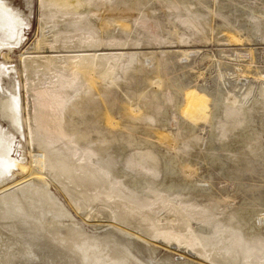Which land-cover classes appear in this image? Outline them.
Here are the masks:
<instances>
[{"label": "bare ground", "instance_id": "obj_1", "mask_svg": "<svg viewBox=\"0 0 264 264\" xmlns=\"http://www.w3.org/2000/svg\"><path fill=\"white\" fill-rule=\"evenodd\" d=\"M101 1L105 14L102 9L95 12L98 19L107 22L101 28L119 21L122 32H129L140 22L145 31L153 21L149 20L152 11L148 0L124 2L122 12L117 10L115 0ZM160 1L177 11L174 19H180V25L189 24L190 31L200 28L198 20L186 19L187 15L181 13L191 0ZM41 4L45 16L41 26L49 23L48 30L41 32L32 49L44 55L22 57L30 121V172L8 183L14 167L24 170L26 165L24 157H11L13 134L0 125V264H264V198L259 191L264 186V173L255 171L256 165L264 167V96L245 104L232 92H224L225 113L216 119L214 109L209 108L210 97L192 91L187 93V104L179 114L174 94L180 86L176 75H169L168 70L175 60H185L187 54L181 58L178 51H169L174 57L168 52H152L149 56L137 51H98L101 46L111 49L132 45L131 39L113 38L103 43L95 39L98 35L93 38L84 34L82 24L70 27L73 17L59 19L58 14H82L86 7L98 10L97 0H41ZM192 7L193 3L188 9L193 12ZM24 25L19 12L0 0V52H10L19 45ZM158 26L152 25L154 40L149 44L167 42L155 34ZM179 29L181 26L174 25L175 34ZM228 32L231 43L240 41V30ZM80 34L81 43L69 42L71 36ZM63 36L68 40L65 44L61 42ZM64 50L83 52L68 57L59 53ZM121 93L123 97L118 100ZM18 101L14 92L1 97L0 116L20 132L24 117ZM169 109L173 122L167 118ZM116 114L120 118L116 119ZM140 118H145L148 126L162 124L164 129H156L159 138L173 148L184 133H193L199 122L215 123L217 136L213 139L221 144L231 164L224 179L231 182L232 190L221 191L220 196L210 190L203 200L195 197L197 184L191 175H201L193 169L190 156L201 154L206 145L196 142L198 135L193 150L186 152L182 141L175 154L163 155L162 164L149 138L140 136L135 128L129 131V122ZM168 125L175 126V132L165 129ZM117 126L120 134L104 137L106 131L110 133ZM119 151L126 154L121 163L124 167L117 170L110 161L112 153L117 155ZM219 162L211 156L209 164ZM162 165L174 174L181 168L186 176H156ZM246 173L249 179L243 183ZM48 179L60 184L84 215L93 213L103 230L95 235L76 223L69 228L65 211L48 188ZM137 179L146 182V190L136 187ZM179 182L191 183L193 190L187 192L196 202L179 197L167 212L162 211L166 204L161 192L174 190ZM98 205H105L106 212ZM154 243L168 247L164 262L157 260L149 248ZM175 253L185 261H171L169 255Z\"/></svg>", "mask_w": 264, "mask_h": 264}, {"label": "rangeland", "instance_id": "obj_2", "mask_svg": "<svg viewBox=\"0 0 264 264\" xmlns=\"http://www.w3.org/2000/svg\"><path fill=\"white\" fill-rule=\"evenodd\" d=\"M9 7L18 11L20 16L25 21V25L22 30L21 40L19 45L13 48L10 52L3 50L0 52V99L1 97H7L8 93H13L18 96V105L20 110V115L23 113L24 121L20 123L22 130L17 132L14 130L10 122L6 119H2L0 116L1 128L5 131H10L13 134L14 141L12 143L11 157L15 159H20L24 157V164L26 168L19 170L17 166L14 167L12 175L8 182L16 180L27 175L30 172L29 162L30 157V121L28 115V105H27V92H26V78L24 77V65L22 59L24 57H30L35 55H44L43 51L35 52L32 48L38 42L41 32L48 30V27L44 24L42 28L41 23L42 18L45 16L42 13L41 0H3ZM129 0H115L116 8L120 12L123 11L124 2ZM178 1V0H176ZM102 1L97 0L99 4L98 10L91 7H86L85 12L82 14H74L73 11L70 13H58L61 15L59 19L64 17H73L69 26L77 28L78 25H84V34L90 35L95 39L102 40L103 43H109L113 38H129L132 45L123 47H103L101 50L104 52H144L146 55H151L152 52H168L169 57H174L175 55L169 51H178L182 53L181 58H184V54H187V58L183 61L175 60L168 70V74H175L177 80V85L180 88L177 93L174 94L176 102L179 104V114L182 113V109L187 104V93L195 91L199 94H207L210 97L208 102L209 108L214 109L216 119L221 118L225 113V106L223 100L227 98V94L222 96L224 92H232L234 96H238L242 103H247L254 98H258L260 95L264 96V0H199L198 3H194V0L189 1L184 5L185 8L182 9V15L186 14V19H193L199 22V27L197 30L190 31V25H180V19H174L176 10L166 8L160 0H148L149 8L152 11V15L149 20L153 21L145 28V31L140 28V22H137L131 31H123L122 26L119 21L116 23H110L108 26L101 28V24L107 23L105 20L98 19L95 12L99 9L103 10V15L105 14V6L100 5ZM193 3L194 17L191 16L192 10L188 9V6ZM168 5L172 3L167 2ZM111 4H109L110 7ZM144 10V9H143ZM261 10L260 12H256ZM56 16H54L55 18ZM81 17L83 19H81ZM85 17V18H84ZM225 17L227 21L223 19ZM125 20V19H121ZM127 21V20H126ZM159 21V22H158ZM154 23H159V28L154 29L155 34H158L162 40L167 41L164 44L156 45L149 44L148 41L154 40V34L152 32V25ZM180 23V24H179ZM50 24H52L50 22ZM174 25L181 26L178 30V34H175L177 30L174 29ZM259 25L260 28L257 27ZM61 26V23L56 25ZM238 29L239 42L231 43L228 40V30ZM199 34V36L197 35ZM60 35V34H59ZM57 35L56 37H60ZM83 35V34H82ZM201 36V37H200ZM50 37L49 39H51ZM81 34L78 36H71L68 40L77 41L79 40ZM184 38L182 41H177V39ZM147 39V40H144ZM66 37L61 38V42L65 44L68 41ZM83 40V39H81ZM145 42H144V41ZM73 42V41H72ZM71 42V43H72ZM83 51H71L64 50L59 52L61 54H67L68 57H72L75 54H80ZM6 53L8 58L5 57ZM24 56V57H23ZM23 57V58H22ZM2 69V70H1ZM141 86V83H139ZM156 85H152L153 88ZM17 88V89H16ZM227 90V91H226ZM171 94L174 90H171ZM130 93V92H129ZM262 93V94H261ZM123 93L118 94V100H120ZM215 103V104H214ZM23 107V108H22ZM118 107L115 106L114 111H117ZM116 119L120 118L119 114L115 115ZM168 120L173 122V111L168 110ZM148 122L145 118L134 119L129 122V131H133L134 128L140 136H145L149 138L150 146L152 150L157 153L161 159V163H164L163 155L170 156L175 154L176 150H179L181 142L184 141L183 151L190 152L193 150V145L195 141L206 145L201 154L192 153L190 157L191 165L193 169L196 170L201 175V178H197L196 174H192V182L197 185V194L195 197H204L208 193H213L215 196H220V192H227L232 190L231 182H225L224 176L228 175L230 169V162L228 161L226 155L222 151L221 144L213 139L217 136V127L215 123L206 124L203 122L198 123V127L195 128L193 133H184L181 141H178L175 147H169L163 144L164 142L159 138V134L156 129H164V126L160 123H155L152 125H147ZM102 128L104 125L101 123ZM215 126V127H214ZM213 127V128H211ZM120 127L112 128V132L108 133L106 131V138L111 137V135L120 134ZM127 128V127H126ZM149 129V132L146 130ZM165 129H171L175 132V126H165ZM213 129V130H212ZM215 134V135H213ZM199 138L196 139V136ZM196 139V140H195ZM195 140V141H194ZM208 143L210 145H208ZM92 143H89V145ZM81 150V149H79ZM109 151V150H108ZM111 155V152H107ZM126 152H118L117 155L112 153L110 162L114 164L115 168L118 170L124 167L123 159ZM113 156V157H112ZM211 156L220 159L219 163L209 164ZM28 167V168H27ZM260 165L255 166V171L258 173H264V167ZM17 168V169H16ZM174 170L168 169L165 165L161 167L159 173L156 176H161L163 174H171L173 179H177L186 176L181 168ZM249 174H244L242 178L243 183H247ZM13 177V178H12ZM247 178V179H246ZM51 182L48 185L49 190L53 193L56 200L63 208L68 218L66 224L69 228L73 227V223L80 228H82L86 233L97 234L98 231H102L104 226L98 223L95 215L93 213L89 215H84L83 211L76 208L73 201L69 198L67 191L55 181L48 179ZM258 180V179H256ZM136 187L139 190H146L147 184L143 179H137ZM172 182H174L172 180ZM3 185V184H0ZM116 187V186H115ZM168 188V187H166ZM192 185L188 182H179L174 190L162 191L161 195L165 196L163 201L166 206L162 209L167 212L170 205L175 204V200L179 197L191 199L190 203L196 202L195 198L190 197V192H192ZM117 194L119 191L116 190ZM190 191V192H187ZM264 198V186L259 190ZM156 193V192H155ZM152 192V194H155ZM156 197V196H155ZM194 197V196H193ZM202 200L205 199L201 198ZM188 206V203L184 205ZM163 204L156 205L162 206ZM101 211L106 212L107 208L105 205H98ZM50 209V208H49ZM52 211V209H51ZM50 213H47V218ZM59 216L58 218H60ZM63 218V217H61ZM68 227V226H67ZM193 227H196L193 224ZM42 241V240H41ZM43 244V241L41 242ZM153 251V255L157 260L165 261V257L168 255V247L163 243H154L149 246ZM185 256V255H184ZM169 259L175 263L185 261L184 257L179 254H170ZM198 264V263H193Z\"/></svg>", "mask_w": 264, "mask_h": 264}]
</instances>
